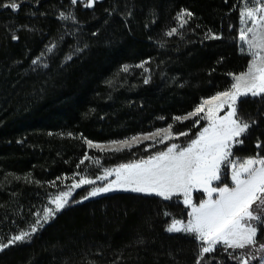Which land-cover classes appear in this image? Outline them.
<instances>
[{
    "label": "trees",
    "instance_id": "16d2710c",
    "mask_svg": "<svg viewBox=\"0 0 264 264\" xmlns=\"http://www.w3.org/2000/svg\"><path fill=\"white\" fill-rule=\"evenodd\" d=\"M70 1L22 0L16 10L0 6V24L8 19L26 24L27 15H38L42 30L52 36L60 25L56 12ZM245 2L95 0L88 8L85 1L78 8L88 32L84 52L69 63L52 64L38 78L24 74L37 53L28 54L35 35L28 37L22 29L11 36L0 26V81L8 80L0 84V204L9 202L10 187L27 209L35 187L75 172L88 152L86 141L104 142L166 125L175 134L190 133L184 144L196 138L204 124L195 127L175 117L229 90L233 76L246 71L250 57L238 43ZM181 12L192 13L183 28ZM172 28L177 34L167 36ZM125 65L127 72L122 71ZM238 117L254 123L236 154L264 157V96L241 100ZM141 150L115 155L107 165L129 162ZM82 196L83 191L76 198ZM197 196L202 202L204 195ZM188 217L178 199L105 196L65 210L30 244L1 253L0 264H240L229 253L260 263L262 232L256 248L233 252L218 246L202 254L194 237L166 230L172 221Z\"/></svg>",
    "mask_w": 264,
    "mask_h": 264
},
{
    "label": "snow or ice",
    "instance_id": "6c2138e0",
    "mask_svg": "<svg viewBox=\"0 0 264 264\" xmlns=\"http://www.w3.org/2000/svg\"><path fill=\"white\" fill-rule=\"evenodd\" d=\"M71 2L75 4L77 0H71ZM93 2L94 0H86L85 6L91 8ZM0 6L10 7L13 10L19 7L15 2ZM191 15L190 12L179 14L178 20L181 28L187 23L185 17L190 18ZM239 15L243 27L239 30L238 39L242 51L250 57L246 71L233 76L234 82L231 83L230 90L205 100L188 116L175 117L176 120L194 117L204 112V105H210L203 117L209 121L208 126L184 147L173 143L166 151H160L146 159H139L114 169L105 170L98 179L108 182L102 186L93 187L84 197L88 199L117 190L154 194L164 200H169L174 195H182L183 203L191 209V219L187 224L181 220H174L166 230L193 234L202 245L201 252L205 254L214 252L217 245H222L225 250L231 249L233 252L248 247L256 248L259 229L264 226V157L256 154L240 162L231 159L233 157L232 148L236 144L243 143V140L239 138L254 123L236 118L238 98L249 95L264 96V0H248V4L243 7ZM61 18L68 19L63 13H61ZM175 34H177L176 28L166 33L167 36ZM37 63H39L38 60H33V64ZM143 66V64L139 65V67ZM128 70L127 65L122 68V71L127 72ZM144 82L148 83V80ZM213 101H219V103H213ZM225 104H228L231 110L223 117L217 116V112ZM161 131L166 132L167 135L159 142L174 138L170 126ZM186 134L182 132L176 135L178 138V135ZM159 135L160 131H157L145 135L143 139L149 140ZM138 140L140 137H132L130 140L114 143L128 145L129 143L135 144ZM88 143L89 147L95 146L103 150L100 145ZM256 146L259 148L260 144L257 143ZM111 150L116 151L117 149ZM86 159L90 158L85 156L81 163ZM222 166L230 169L232 187H229L226 182L222 186H213L214 181H221L222 175L229 174L222 173ZM112 176L115 179L109 180ZM95 183L96 179L86 177L73 182L67 191L59 192L49 202L54 205V208L46 206L42 216L39 212L35 213L38 217L36 224L29 231L13 236L9 244L29 239L36 233L42 222L54 218L57 212L69 204L74 189ZM193 191L206 193L207 199L202 200L197 206L192 200ZM79 202L82 201H73V203ZM9 244H0V251ZM259 249L264 250V243L259 244ZM229 256L240 261V264H249L247 259L239 255L233 256L229 253Z\"/></svg>",
    "mask_w": 264,
    "mask_h": 264
},
{
    "label": "rangeland",
    "instance_id": "374dc122",
    "mask_svg": "<svg viewBox=\"0 0 264 264\" xmlns=\"http://www.w3.org/2000/svg\"><path fill=\"white\" fill-rule=\"evenodd\" d=\"M21 1L22 0H13L12 2L19 4L21 3ZM85 1L86 0H77L75 4H73L70 1L67 5L65 4L61 5V8L56 12L57 19L60 25L57 27V31L55 32V34L52 36L51 34L50 35L45 34V32L42 30L41 28L42 26L41 24H39L38 15H32V14L27 15L26 18H28L29 20L26 22V24H22L20 20H12V19L5 20L4 22L0 24L1 28L6 33H8V35H11V36H15L17 32H19L22 29H24L25 32L30 33L28 37L32 38L33 35H35L34 38L30 41V45H28L29 46L28 48H31L30 51L28 50L29 51L28 54L30 53L31 55L32 52H34L35 50L37 51V53L35 57H31V60L28 61L29 65H28L27 70L25 71L26 73H24V70L22 71V73L26 75L33 74L34 76H37L38 78L39 74L45 73L46 71L51 69L52 64L61 63L63 65L65 63H69L71 60L78 58L80 55H82L86 47L85 40L88 37L87 35L88 32L87 30H85L86 28H84L86 25L81 24L80 22L81 19L79 18L78 8H79V5L84 3ZM98 1H103V0H98ZM247 4L248 2H245L243 4V7ZM61 13L67 16L68 19H62ZM241 27H243V25L240 20L239 30ZM238 43L241 46L239 39H238ZM64 49H65V52H64L65 54L63 55L61 51H64ZM241 49H242V46H241ZM69 57H71V59H69ZM33 60H38L39 63L33 64ZM7 81L8 80L0 81V84L7 83ZM247 97L256 98L251 95ZM247 97L241 96L238 98L236 102V110H237L236 118L237 119H239L238 117L239 102ZM257 97H261V96H257ZM205 100L207 99L202 100L201 104H203ZM213 103H219V101H213ZM209 106L210 105H204V112H201L194 117L183 119V120H177V121L180 123L193 122L195 124V127H199L201 124H204L203 128H205L208 126L209 121L207 119H204L203 117ZM230 110L231 109L229 108L228 104H225L224 107L217 112V116L223 117ZM188 115H185V116H188ZM185 116H182V117H185ZM169 126L171 127V132L174 134V138L171 140H165L162 143L159 142L165 135H167L166 132L161 131V130L167 129L169 128ZM157 131H160L159 136L153 137L152 139H149V140L143 139L145 135H150L151 133L157 132ZM247 132L244 135H242L239 139L243 140L246 137ZM189 135L190 133L187 132L186 135H178V138H177V135L173 131V126L166 125L161 128L154 129L150 132L139 133L136 135L126 136L123 138H116V139H112V140H108L104 142L86 141L85 146L87 147V150H88V152L86 153V156L89 157L90 159L84 160L83 163L79 162L73 174L60 177L55 182L51 184H46V186L44 187L40 185L35 187L37 191L34 192L33 194L34 195L33 203L31 206H28L27 209L25 207H22L20 202L17 201L19 199L18 194L14 192L12 188L8 187L10 191V195H8L9 202L7 201L8 203L4 202L3 204H0V244H9V241L13 236L21 232L29 231L31 227H33L36 224V220L38 218L35 215V213L39 212L40 215L42 216L43 209L46 206L54 208V205L50 204L49 202L59 192L67 191L68 188L73 184V182H78L81 177L96 179V183L93 185L86 184L80 188L74 189L72 191V196L69 199V204L63 210H61L60 212H57L54 218H50L47 222H42L41 226L38 227L36 233L31 235L29 239L22 241V242H16L13 244H9L8 247H5L2 251H0V254L14 247H17V246L22 247V246L30 244L35 238V236H37L40 233V231H42L47 225L52 223L59 214H61L62 212H64L65 210L73 206L84 204L85 202H88L91 200L99 199L101 197L110 196V195H114L118 193H131V194L147 196V197H157L154 194L149 195L146 193H137V192H131V191L117 190L113 192L103 193L96 197H89L88 199H84V197L88 195L89 191L93 187L102 186V184H106L108 182V181H101L98 179V177H101L103 175L105 170L114 169L122 165V164L107 165L108 161H110V159H113L115 155H119L124 152L129 153L133 151L134 149L142 148L141 153L134 154L133 155L134 158L131 161L123 163V164L132 163V162L138 161L139 159H146L147 157L151 155H156L160 151H166L167 148L173 143L181 147H184L188 144V143L187 144H184V143H186L187 141L186 138L189 137ZM132 137H140V140H138L135 144L129 143L128 145H121L119 143H114V142H119V141H124V140H130ZM88 142H91L93 145H100L103 150L95 146L89 147ZM241 145L242 144H236L232 148L233 157L231 159H233L236 162H240L243 159H246V158H241L240 156L236 154V149L241 147ZM113 148L117 150L112 151L111 149ZM119 149H123V150H119ZM225 172L229 174L222 175L221 181H214L213 182L214 187L218 185L222 186L225 182L228 184L229 187L233 186L230 180V169L226 168L225 166H222V173H225ZM113 179H115L114 176L109 177V180H113ZM39 187H42V189L39 190ZM81 191H83V196L80 198H76V195ZM199 193L204 195L203 200L207 199L206 193H202L200 191H193L192 200L194 204H197V206L199 205V202H197L198 200L197 195ZM157 198L164 200L162 197H157ZM213 198L214 199L216 198L215 194ZM177 199L180 200V202L189 210L188 219L181 220L184 224H187L188 221L191 219V216H190L191 209L183 203V196L174 195L171 199L167 201L177 200ZM73 201H82V202L73 203ZM261 232L263 233V236H264V226L260 227L258 235H257V239ZM168 233L173 234V235L176 234V235L194 237L193 234L186 233V232H168ZM218 246H222V245H217L216 248ZM259 264H264V256L261 258V261Z\"/></svg>",
    "mask_w": 264,
    "mask_h": 264
}]
</instances>
